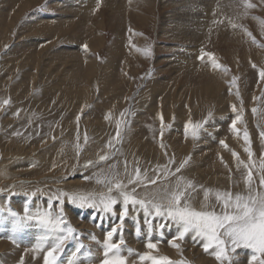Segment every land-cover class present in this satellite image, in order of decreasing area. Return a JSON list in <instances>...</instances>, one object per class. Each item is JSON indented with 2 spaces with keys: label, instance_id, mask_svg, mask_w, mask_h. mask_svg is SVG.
Wrapping results in <instances>:
<instances>
[{
  "label": "rangeland",
  "instance_id": "rangeland-1",
  "mask_svg": "<svg viewBox=\"0 0 264 264\" xmlns=\"http://www.w3.org/2000/svg\"><path fill=\"white\" fill-rule=\"evenodd\" d=\"M248 2L0 0V264H45L49 217L74 229L57 264H102L114 229L127 264H222L114 185L147 201L190 181L188 202L217 213L214 191L246 195L249 171L264 191V0ZM231 248L223 264L264 260Z\"/></svg>",
  "mask_w": 264,
  "mask_h": 264
},
{
  "label": "snow or ice",
  "instance_id": "snow-or-ice-1",
  "mask_svg": "<svg viewBox=\"0 0 264 264\" xmlns=\"http://www.w3.org/2000/svg\"><path fill=\"white\" fill-rule=\"evenodd\" d=\"M243 6L248 9L254 7L248 0H242ZM235 27V25H233ZM250 35V33H249ZM226 70V69H225ZM261 78H264V70L260 72ZM235 79L233 80V83ZM8 103L7 100L4 101ZM255 111V110H254ZM235 124V121H233ZM119 135V132L117 133ZM223 143V142H221ZM163 146V145H162ZM235 156L236 153H233ZM107 156H101L100 160H106ZM92 162L89 161V164ZM183 167V165H181ZM264 167V164H262ZM137 176L139 177V169ZM179 171V169H177ZM252 173L249 171L247 182L249 184L247 194L233 193L231 191L215 190L214 195L217 203L221 205V212L215 210H204L207 203L202 205V210L194 208L185 197L186 188L191 187V182L188 181L181 186V181H177L174 188L171 190L165 188L162 193H154L149 200H139L131 193L122 190L121 183H115L114 187L119 191V196L123 198L125 207L129 202L139 204L146 210L151 208L158 216H167L181 225L182 231L179 232V238L183 239L188 232H194L196 236L202 237L206 242L203 244L204 250L215 248L213 254L216 259L223 261L229 259L227 256L228 244L232 245L231 251H235L238 247L251 248L254 252L252 260H256L255 253L264 255V191H255L251 187ZM130 183L132 181H129ZM111 183V181H109ZM155 184V181H151ZM261 186H264V178L260 180ZM134 191V189H133ZM112 188L108 189V193L101 194L99 197V206L103 210L110 211L112 206L117 203V199L111 195ZM213 190H205V201L208 200L209 194ZM66 194L61 193V196ZM72 203H79L81 207L90 206L97 207L96 197L92 195L71 194L68 195ZM62 211V209H61ZM54 231H57L55 243L47 251L44 261L45 264H57L56 253L60 250L61 245L68 234H72L74 229L67 226L61 218L58 221H53L50 217L45 220ZM116 230L107 234L105 259L102 264H127L126 257L121 254L120 244L107 243L113 236ZM178 247V245H173ZM148 248H154L155 245L149 243ZM130 251V250H129ZM145 258L151 259L152 264H160V261L153 257H147L146 254L140 256V260ZM167 264H183V262H173L167 258H163ZM259 264H264V260L259 261Z\"/></svg>",
  "mask_w": 264,
  "mask_h": 264
},
{
  "label": "bare ground",
  "instance_id": "bare-ground-1",
  "mask_svg": "<svg viewBox=\"0 0 264 264\" xmlns=\"http://www.w3.org/2000/svg\"><path fill=\"white\" fill-rule=\"evenodd\" d=\"M72 183V182H71ZM187 198V197H186ZM203 200V199H202ZM192 202V201H191Z\"/></svg>",
  "mask_w": 264,
  "mask_h": 264
}]
</instances>
